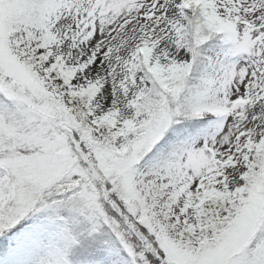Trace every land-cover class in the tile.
<instances>
[{
  "label": "snow or ice",
  "instance_id": "6c2138e0",
  "mask_svg": "<svg viewBox=\"0 0 264 264\" xmlns=\"http://www.w3.org/2000/svg\"><path fill=\"white\" fill-rule=\"evenodd\" d=\"M0 264H264V0H0Z\"/></svg>",
  "mask_w": 264,
  "mask_h": 264
}]
</instances>
